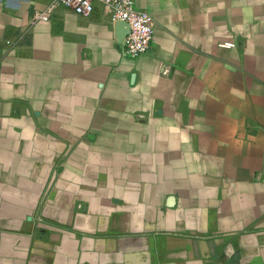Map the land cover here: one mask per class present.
<instances>
[{"label": "crops", "instance_id": "0c3cea01", "mask_svg": "<svg viewBox=\"0 0 264 264\" xmlns=\"http://www.w3.org/2000/svg\"><path fill=\"white\" fill-rule=\"evenodd\" d=\"M51 2L0 0V264H264V0H133L136 56Z\"/></svg>", "mask_w": 264, "mask_h": 264}, {"label": "built area", "instance_id": "2783aa9c", "mask_svg": "<svg viewBox=\"0 0 264 264\" xmlns=\"http://www.w3.org/2000/svg\"><path fill=\"white\" fill-rule=\"evenodd\" d=\"M55 3L64 4L82 16L90 15L96 4L100 3L112 20H124L129 25V31L120 43V51L123 55L136 56L146 52L150 47L153 37V18L146 10L137 8L133 0H52L45 9L34 11L30 17L31 21L47 19L51 6ZM5 42L10 46L15 44L9 38ZM163 71L167 72L168 68Z\"/></svg>", "mask_w": 264, "mask_h": 264}, {"label": "water", "instance_id": "95a60500", "mask_svg": "<svg viewBox=\"0 0 264 264\" xmlns=\"http://www.w3.org/2000/svg\"><path fill=\"white\" fill-rule=\"evenodd\" d=\"M115 28L117 30V39L118 41H121L122 38L128 33L129 31V25L124 20H115L114 22Z\"/></svg>", "mask_w": 264, "mask_h": 264}]
</instances>
